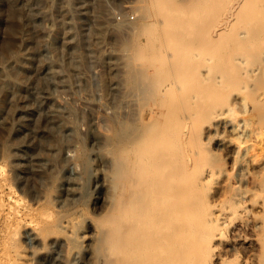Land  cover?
<instances>
[{"label": "rangeland", "instance_id": "obj_1", "mask_svg": "<svg viewBox=\"0 0 264 264\" xmlns=\"http://www.w3.org/2000/svg\"><path fill=\"white\" fill-rule=\"evenodd\" d=\"M227 4L216 3L207 29L223 23ZM164 20L149 0H0V264H102L87 225L109 209L117 154L160 104L188 132L189 182L206 164L221 168L195 199L246 205L211 264L264 260V32L239 49L200 45L181 77L139 51L143 30ZM258 28L235 20L227 31ZM239 57L260 74H243Z\"/></svg>", "mask_w": 264, "mask_h": 264}, {"label": "bare ground", "instance_id": "obj_2", "mask_svg": "<svg viewBox=\"0 0 264 264\" xmlns=\"http://www.w3.org/2000/svg\"><path fill=\"white\" fill-rule=\"evenodd\" d=\"M149 1L151 7L164 17V27L150 22L149 28L144 29L140 36L143 41L139 44V51L142 56L150 55L153 60H159L168 67L166 73L174 72L183 77L192 71L193 60H197L192 55L196 54L195 51L199 55L200 47H223L225 43L226 47L233 44L239 49L247 42H254L256 36L264 32L263 0ZM220 1L229 3L225 8L224 21L216 28L211 26L213 29H207L206 19ZM175 3L182 6L177 16L170 11ZM235 20L244 24L254 22L260 28L236 31L234 35L227 29ZM192 51L195 54H191ZM241 61L239 57L233 62L244 66L240 68L243 74L251 73L256 77L260 74L258 68L242 65ZM168 90L169 87L164 86L158 100L163 101L161 98L167 96ZM262 91L259 104L264 108V87ZM260 107L257 109H262ZM168 109L167 105L160 104L152 111L142 134L136 138L131 135L117 154L111 177L113 196L109 209L87 225V229H93L96 234L95 239L102 251V264H211L214 244L223 237L230 219L237 210L239 213L246 210L243 202L224 207L195 199L197 190L207 186L222 171L219 166L206 164L202 175L189 182L188 132L182 124L172 126ZM239 124L241 122L234 127ZM262 127L253 128L252 132L257 133V129ZM220 140L224 145L229 144L226 137ZM262 141L264 143V136ZM259 187L262 195L256 209L264 214V180ZM103 201L100 197L96 198L94 206ZM259 222L264 227V217ZM65 224L67 228H72L74 223L68 220ZM16 256L19 259V255ZM260 264H264V260Z\"/></svg>", "mask_w": 264, "mask_h": 264}]
</instances>
